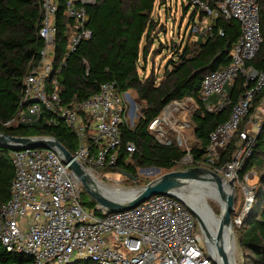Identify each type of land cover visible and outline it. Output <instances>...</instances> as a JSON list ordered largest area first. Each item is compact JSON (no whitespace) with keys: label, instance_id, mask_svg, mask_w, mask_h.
Here are the masks:
<instances>
[{"label":"built area","instance_id":"2783aa9c","mask_svg":"<svg viewBox=\"0 0 264 264\" xmlns=\"http://www.w3.org/2000/svg\"><path fill=\"white\" fill-rule=\"evenodd\" d=\"M186 1L203 15L193 20L191 37H211L213 22L221 16L238 20L242 30L233 46L230 65L206 75L200 91L206 108L218 112L231 104L229 87L236 77L244 78L243 94L233 104L228 119L211 133L206 153V162L214 166L234 134L251 116L239 134V142L246 143L245 149L235 157L236 151L225 167H210L243 187L247 203L236 218V224L240 225L252 207L255 192L251 185L239 181L238 171L264 122V69L247 65L262 45L261 2ZM95 3L96 0H40L38 35L42 46L30 62L18 109L4 124L62 123L79 140L74 157L101 179L112 174L102 173V169L114 168L120 161L122 126L129 124L128 109L136 108L135 98L128 91L117 92L114 81L102 83L97 93L70 105L63 104L59 93L60 75L67 57L81 41L92 36L88 8ZM61 5L65 14L60 18ZM64 18L68 19L65 54L58 52V21L63 22ZM219 33L225 35L221 29ZM169 104V109H163V116L149 126L151 132L159 134L157 140L166 145L172 141L164 136L162 122L185 127L187 113L198 109L191 97ZM168 110L170 117L166 115ZM178 141L182 143L181 136ZM125 149L132 156L136 145L128 142ZM11 159L15 175L11 196L0 207V239L6 250L32 257V264H73L81 260L97 264H216L193 213L177 197L158 194L131 209L101 216L83 203V187L56 149L13 148Z\"/></svg>","mask_w":264,"mask_h":264},{"label":"trees","instance_id":"16d2710c","mask_svg":"<svg viewBox=\"0 0 264 264\" xmlns=\"http://www.w3.org/2000/svg\"><path fill=\"white\" fill-rule=\"evenodd\" d=\"M260 2L262 45L256 57L248 61L247 65L262 70L264 0ZM155 3L156 0H96L88 8V27L92 36L81 41L67 57V65L62 70L59 82V93L66 105L94 95L101 84L108 81L115 82L117 92L135 91V101L141 107L140 117L134 127L129 124L122 126L120 161L114 168L102 169V173L132 174L137 180L128 177L129 180L138 185L141 184L138 168L160 167L164 172H169L191 166L214 169L225 167L233 160L239 148V134L244 129L243 124L214 166L206 162L211 133L228 119L233 104L243 94L245 86L243 76L238 75L229 87L231 104L215 112L205 106L200 92L201 83L209 73L230 65L233 46L242 35L240 22L219 17L213 22L211 37L202 39L190 36L183 49L178 51V58L170 63L173 66L171 69L170 65L166 67L160 77H155L153 70L146 76L141 70L146 67L155 40L154 33L158 28V20L153 16ZM64 14V6L61 5L59 17H64ZM200 17L203 15L200 14ZM66 22L67 18L63 22L58 21V52L63 54L66 53L68 42ZM40 25V0H0V131L15 136H54L73 154L79 140L76 133L62 123L4 124L18 109L30 62L42 46L38 35ZM220 29L224 31V36L219 33ZM186 97L193 98L198 105L197 111L189 119L194 141L189 149L180 146L175 139H171L169 145L159 142L149 128L150 124L169 103ZM128 142L136 145V152L132 156L125 149ZM11 150L0 146V207L11 196V182L15 175ZM187 155L192 158L190 164L183 163ZM252 173L253 178H257L255 184L251 185L255 192L252 207L242 218L241 224L234 226L236 264H264V122L254 138L250 154L238 171L239 181L247 184L246 178H250ZM82 200L96 214H107L83 188ZM236 203L235 197V208ZM212 206L214 212H218V206ZM231 215L236 219L240 214L234 211ZM196 226L199 230L197 221ZM238 255L241 261H238ZM32 263V257L6 250L0 239V264ZM73 264L97 263L81 260Z\"/></svg>","mask_w":264,"mask_h":264},{"label":"water","instance_id":"95a60500","mask_svg":"<svg viewBox=\"0 0 264 264\" xmlns=\"http://www.w3.org/2000/svg\"><path fill=\"white\" fill-rule=\"evenodd\" d=\"M169 105L165 109H169ZM197 110L194 111V113ZM193 113V114H194ZM192 114V115H193ZM0 146L7 148H28V147H46L56 149L63 157L65 163L69 164L70 169L75 173L83 189L98 204L99 208L107 213L119 212L131 209L140 203L148 200L150 197L158 194H168L177 197L184 202L188 209L193 213L201 231V234L208 247V251L214 256L216 264H236L235 257V224L236 219L232 218L235 211V180L226 179L225 176L211 168L204 166H191L181 170H172L165 172L147 184L123 190L119 196L102 193L98 189L97 182L105 185L99 179L94 177L84 165L79 162L74 155L54 136H15L0 131ZM161 170L160 167H152ZM148 169V168H142ZM134 181L137 177L132 174H126ZM213 183L216 187V196L214 197L221 203V213L216 215L211 205L208 203L206 196L203 197L206 213L211 222H215L214 233L210 236V228L213 230L211 223L201 217L189 204L182 198L176 196L174 189L188 183ZM207 195V194H206ZM247 203V202H245ZM228 233V240L232 250L231 256L226 250L225 233Z\"/></svg>","mask_w":264,"mask_h":264},{"label":"rangeland","instance_id":"374dc122","mask_svg":"<svg viewBox=\"0 0 264 264\" xmlns=\"http://www.w3.org/2000/svg\"><path fill=\"white\" fill-rule=\"evenodd\" d=\"M186 6H188V2L186 0H156L155 8L153 11V16L155 19L158 20V28L155 30L154 33V44L151 46V51L149 52L147 63L145 69H142L141 72L144 75H149L153 70L155 77H160L163 75L166 67L170 65L173 59L178 58V51L182 50L188 39L190 38V31L191 26L193 23V20L196 17L200 16V12L195 8L193 5H189L186 9ZM195 38V37H192ZM143 63V61L141 60ZM172 64L170 65V69L172 68ZM129 94L132 96H136L134 90H129ZM129 107L128 109V122L131 127H133L138 119L141 107L136 102V108ZM163 112V111H162ZM187 125L185 127L176 128L172 124L171 121L162 122V129L164 130V136L168 137L169 139H175L178 143V136H181L182 143L180 146L185 147L189 149L191 143L194 141V137L192 135V129L189 122V119L193 113H187ZM163 116V114H160ZM167 115V114H166ZM255 116V115H254ZM251 116H248L246 118V122L244 125L248 124V121ZM183 116L181 117L182 120ZM166 123V124H165ZM153 135L156 137H159V134H155V132H152ZM239 148L237 150V153L235 155L238 156L240 154V151L245 149L246 143H240L238 141ZM192 162V158L190 155H187L185 159L183 160V163L190 164ZM210 168V167H208ZM165 173L164 170H157L153 169L152 167H148V169L138 168V175L140 176L141 184H133L129 178L124 175L121 172H114L108 176V178H104L103 181L99 179L102 183L105 184L108 188H121L123 190H129L132 188H137L140 186L145 185L147 181H151L152 179L157 178L161 174ZM254 173L251 174L250 178H246V182L249 185H254L257 178H253ZM119 189V190H121ZM196 193H198L199 198L201 202H203L204 195L206 196L208 203L213 208L212 204L217 207L218 206V212H215L217 216L220 215L222 207L221 203L214 197L216 196L215 193L209 186H206V184L200 185L198 187H195ZM204 193V194H203ZM207 194V195H206ZM235 195L237 198L236 208L235 211L241 213V211L244 208L245 205V193L243 190V187L239 184H236L235 186ZM87 200V197L84 198ZM205 206V205H204ZM214 210V208H213ZM215 211V210H214ZM208 214V213H207ZM208 219V217H206ZM211 226L213 227V230L211 228L209 229L211 233H214V229L216 226L215 222H211ZM200 232V229H199ZM205 244V243H204ZM205 250L206 247H204ZM229 247L227 248L228 251ZM229 252V251H228ZM232 253V252H231ZM235 257H236V249H235ZM238 261H241V256L238 255Z\"/></svg>","mask_w":264,"mask_h":264},{"label":"bare ground","instance_id":"6f19581e","mask_svg":"<svg viewBox=\"0 0 264 264\" xmlns=\"http://www.w3.org/2000/svg\"><path fill=\"white\" fill-rule=\"evenodd\" d=\"M167 117L171 116L170 111H167ZM98 185V189L99 191H101L102 193L105 194H111V195H115V196H119L122 194V191H120L119 189L121 188H108L105 185L99 184L98 182L96 183ZM206 184V186H209L213 191V193L216 194V187L213 183H199V182H195V183H188L186 185H182L179 188L174 189V193L176 194V196L182 198L187 204H189L201 217L205 218L207 220L206 217H208V221H210V219L212 217H210L209 219V215L206 213V209L204 204L201 202L200 198H199V194L196 193V189H194L195 187H198L200 185ZM204 194V193H203ZM213 233L210 232V236H212ZM226 250L229 247L228 251H229V255L231 256V247H230V243L228 240V233H225V244H224Z\"/></svg>","mask_w":264,"mask_h":264},{"label":"crops","instance_id":"0c3cea01","mask_svg":"<svg viewBox=\"0 0 264 264\" xmlns=\"http://www.w3.org/2000/svg\"><path fill=\"white\" fill-rule=\"evenodd\" d=\"M193 100H194V99H193ZM182 114L184 115V114H185V112L183 111V112H182Z\"/></svg>","mask_w":264,"mask_h":264}]
</instances>
